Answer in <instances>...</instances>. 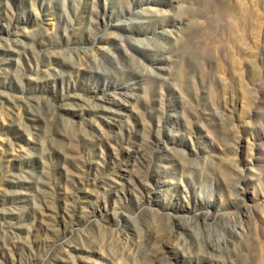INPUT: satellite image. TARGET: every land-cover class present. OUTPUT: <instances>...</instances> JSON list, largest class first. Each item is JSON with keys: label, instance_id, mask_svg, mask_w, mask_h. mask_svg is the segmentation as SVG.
Here are the masks:
<instances>
[{"label": "rangeland", "instance_id": "obj_1", "mask_svg": "<svg viewBox=\"0 0 264 264\" xmlns=\"http://www.w3.org/2000/svg\"><path fill=\"white\" fill-rule=\"evenodd\" d=\"M0 264H264V0H0Z\"/></svg>", "mask_w": 264, "mask_h": 264}]
</instances>
